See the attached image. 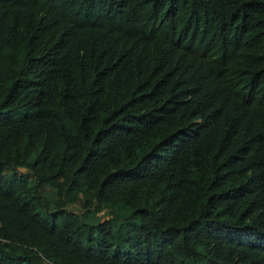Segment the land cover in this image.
Returning a JSON list of instances; mask_svg holds the SVG:
<instances>
[{"label":"trees","instance_id":"1","mask_svg":"<svg viewBox=\"0 0 264 264\" xmlns=\"http://www.w3.org/2000/svg\"><path fill=\"white\" fill-rule=\"evenodd\" d=\"M0 264H264V0H0Z\"/></svg>","mask_w":264,"mask_h":264}]
</instances>
